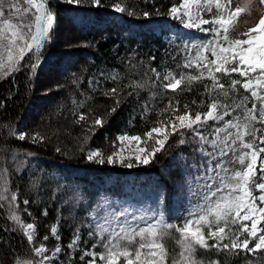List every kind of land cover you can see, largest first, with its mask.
<instances>
[{
  "label": "trees",
  "instance_id": "trees-1",
  "mask_svg": "<svg viewBox=\"0 0 264 264\" xmlns=\"http://www.w3.org/2000/svg\"><path fill=\"white\" fill-rule=\"evenodd\" d=\"M115 3L135 15L117 13ZM179 3L180 0H102V6L97 8L48 0L56 24L37 61L38 67L31 68L26 56L16 71L0 76V171L7 169L0 180V191L7 187L6 195L18 196L15 214L25 224L35 223L37 243L51 248L60 244L64 253L56 264H79L77 258L70 260L67 245L79 231L82 243L76 256L81 254L80 249L91 247L93 238L87 235V226L92 222L89 213L105 200L115 208L140 200L156 212H163L166 218L172 216L175 189L186 178L185 161L192 159L190 146L179 144V135L172 137L150 164L133 169L91 162L86 159V150L90 142L99 148L113 144L123 130L130 136L144 138L149 129L162 126L161 121L166 123L171 118L169 101L173 107L178 105L181 113L186 104L193 113L206 110L210 81L183 83L173 92L163 89L157 79V73L167 72L198 75L195 69L180 67L185 62L184 47L211 38L205 32L191 38L181 36L182 26L167 15L169 8ZM144 12L151 15L144 17ZM59 21L64 33L68 32L60 40ZM0 55L6 58V52L0 51ZM50 69L51 73H47ZM232 78L238 77H222L221 83L227 85ZM113 88L117 90L115 94L110 91ZM213 95L235 107L249 94L239 89L229 93L227 100L221 93ZM251 103L249 99L247 105ZM80 113L86 114L87 119L78 122ZM49 117L55 119L52 125ZM96 118L102 120V126L93 124ZM256 126L264 129L263 124ZM17 131L28 133V138H14L12 133ZM33 133L44 139L34 143ZM51 135H56L55 140L50 139ZM87 136L90 139L84 149L80 141ZM57 149L74 157H61ZM14 155H28L35 160L17 168L16 161H11ZM177 156L184 161L171 163V158ZM38 160L42 162L38 164ZM130 177L133 185L127 188ZM135 186L141 187L139 195L133 194ZM164 188L169 195L166 202H160L157 193ZM25 199L28 205L23 204ZM0 203V264H15L17 259L31 256V246L23 229L9 218L14 209L6 201ZM53 226L58 228L60 241L51 235ZM168 231L171 235L165 243L170 251L176 250L172 253L176 255L178 234ZM45 235L49 236L47 241L43 240ZM197 256L201 264H264V251L260 250L255 254H233L199 249Z\"/></svg>",
  "mask_w": 264,
  "mask_h": 264
},
{
  "label": "snow or ice",
  "instance_id": "snow-or-ice-1",
  "mask_svg": "<svg viewBox=\"0 0 264 264\" xmlns=\"http://www.w3.org/2000/svg\"><path fill=\"white\" fill-rule=\"evenodd\" d=\"M64 2L70 6H102V0ZM260 3L264 5V0ZM231 4L232 0H180L167 13L178 21L179 26L208 33L211 38L184 47L185 62L180 67L195 69L198 75L189 72L177 76L169 72L160 86L175 92L183 83L210 81V102L206 110L193 113L186 104L181 113L178 105L173 107L169 101L171 118L166 123L161 121L162 126L149 129L145 133L146 140L140 135L121 134L117 137L121 146L112 154L105 157L97 149L89 150L86 155V159L94 163L119 164L130 169L150 164L170 135H179V144L190 146L192 159L185 161L187 175L175 189V194L195 200L192 210L181 223H167L161 228V218L149 222L145 215H135L128 208H115L107 200L98 203L89 213L94 224H89L87 235L93 238V243L90 248L81 249L79 259L83 264H201L197 256L199 249L233 254L264 251V159L261 158L264 146L255 144L258 140L264 145V129L256 126L264 124V16L254 27L231 38L230 31L243 11L240 7L230 10ZM113 7L117 13L135 15L121 3H115ZM150 15L143 13L144 17ZM205 15L210 18H204ZM55 22L56 16L49 8L48 0H0V51L6 52V58L0 55V76L16 71L26 56L31 60V68L38 67L37 61L43 55ZM206 25L208 27H204ZM152 71L156 72L155 69ZM233 74L238 78H232L227 85L221 83L222 77ZM239 89L249 95L235 107L213 95L221 93L227 100L229 93ZM110 91L115 94L117 90ZM249 99L252 101L250 108L247 105ZM86 119V114H79L78 122ZM93 124L102 126V120L96 118ZM12 136L23 141L29 134L13 132ZM31 139L35 143L44 137L33 133ZM148 141H154V144L149 147ZM126 142L130 146L134 143V149H126ZM126 150L128 155L124 154ZM17 158L12 156L13 160ZM6 172V168L0 171V180ZM8 191L7 187L0 191V202L6 201L14 209L9 218L23 229L31 246V256L17 259L15 264H55L62 247L58 243L50 250L44 243L35 242L34 225L21 222L15 214L18 196L15 193L6 195ZM168 195L166 188L157 193L160 202H166ZM28 203L27 199L23 201L24 205ZM104 209L110 211L104 212ZM44 214L47 215L46 210ZM155 215L152 213L153 217ZM11 230L16 231L15 228ZM168 230L178 234L175 236L179 249L176 255L172 254L176 250L170 251L165 243L171 235ZM50 232L60 241L56 226ZM48 239V235L43 237L44 241ZM81 243L77 231L67 247L80 248ZM210 264L219 262L211 261Z\"/></svg>",
  "mask_w": 264,
  "mask_h": 264
},
{
  "label": "rangeland",
  "instance_id": "rangeland-1",
  "mask_svg": "<svg viewBox=\"0 0 264 264\" xmlns=\"http://www.w3.org/2000/svg\"><path fill=\"white\" fill-rule=\"evenodd\" d=\"M235 7H240V8L243 9V11L241 12L240 16L237 18V22L235 23L234 27L230 31V37L231 38H236L237 35L246 32L248 30V28L254 27L256 25V23H258L259 19L262 16H264V5H262L260 3V0H232V4L230 6V10L234 9ZM204 18H210V15H205ZM57 24L60 25V29H61V34L58 36V39L60 40V38L63 37V35H64V37L67 36L68 32L65 31V33H64V31L62 30L63 29V26L61 27L62 22L59 21V23H57ZM180 32H181L183 37L188 36V38H191L192 36H194L196 34H199V33L201 34L200 31H197L195 29H185L183 27L180 30ZM56 33H58V32H56ZM47 73H51V69ZM168 73L169 72H167L165 74L164 73H158L159 74V79L158 80L162 84L165 83V81L163 80V77L166 74H168ZM41 79H43V78H41ZM36 82H37V80H36ZM248 107L250 108L251 105L248 106ZM32 112H29L30 113L29 115H31ZM49 120H50L49 123L52 125V122L55 119H53L52 117H49ZM263 126H264V124H263ZM50 128H52L53 130H56V127H54V126H51ZM17 132H21V131H17ZM121 134H127L126 130H123ZM121 134H119V135H121ZM43 136H44V134H43ZM154 136H155V134H154ZM174 136L175 135H170L168 141H170V139L172 137H174ZM50 137H51L50 138L51 140H55L54 138L56 137V135H51ZM117 137H116V140H115V144L113 143V144L107 145L104 148L95 147V146H93V142H90L89 149H87L86 145L88 143V140L90 139V137H88V136H87V138L83 139L82 142L80 141V143H81L80 145H82V147L84 149H87L86 150V155H87L89 150H97L98 149L106 157L107 155L112 154V152L116 151L121 146L120 142L117 140ZM144 139L146 140L147 138L144 137ZM247 139H250V138H247ZM168 141L165 143L164 148L168 144ZM148 144H149V147H151L154 144V141H148ZM255 144H256L257 147H261L262 146V145L259 144V141H256ZM124 147L126 149H129V147L134 149L135 145L133 143L130 146L126 142ZM58 153H59V155L61 157H65V158H68V157L73 158L74 157V155L72 156V154L67 153L65 151H61V152L58 151ZM124 154L128 155V151L126 150ZM263 159H264V157H263ZM34 160H35L34 157L28 156V155L21 156L20 158H17L16 160L11 159L12 162L16 161V163L14 162V165H16L17 168L20 167L22 164H32L34 162ZM43 161L47 162L46 160H43ZM183 161H184V159L182 157H180V156L171 158V160H170L171 163L183 162ZM38 162L37 163L40 164V162H42V161L38 160ZM116 165H119V164H116ZM139 166H146V165H139ZM139 166H134L133 168H137ZM133 168H130V169H133ZM162 170L165 171L166 170V166L163 167ZM257 171H259V162H258ZM132 184H133V178H128L127 181H126V186L130 187V186H132ZM140 189H141L140 186H136L134 188V194L136 195V193H137L136 190H140ZM194 203H195V200L190 199L187 196L181 197V196H177L176 195V197L173 200V204L171 206L172 216L170 218H166L164 216L163 212H156L150 205H148L146 203H143L142 201H139V200H137L135 203H133V201L128 202L127 205L125 206V208H128L135 215H138V216L139 215H145L148 218L149 222H155V219L161 218L163 220V223L160 225V227L163 228L164 224H167V223H172V224L181 223L183 218L187 217L188 213L192 210V207H193ZM108 211H110V209L104 210V212H108ZM152 213L156 214L155 217L152 216ZM161 213L163 214L162 217L160 216ZM30 223L34 225V231H35V237H36L37 234H36V230H35V223L34 222H30ZM91 223L94 224V221H92ZM141 223L143 224V222H141ZM23 224H25V223H23ZM87 228L89 229V226ZM57 232H58V228H57ZM53 238L55 239V237H53ZM37 244H40V243H37ZM47 247L50 250L54 249V248H51L49 246H47ZM70 251H71V255L69 254L70 255V260H74V259L77 258L79 260V264H83V262L80 261V259H79V256L82 253L80 255L76 256V251H78L77 248L70 249ZM80 251H81V249H80ZM63 253H64V251L62 250V252L59 254V256L55 258V264H56V262H60L62 260L61 255ZM69 264H72V263H69Z\"/></svg>",
  "mask_w": 264,
  "mask_h": 264
}]
</instances>
